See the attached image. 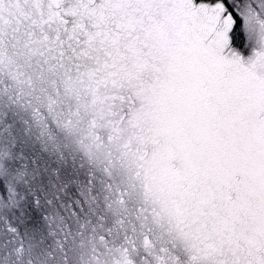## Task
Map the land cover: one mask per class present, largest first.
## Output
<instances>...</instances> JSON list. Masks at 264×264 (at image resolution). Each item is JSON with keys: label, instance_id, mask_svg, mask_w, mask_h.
<instances>
[{"label": "snow or ice", "instance_id": "snow-or-ice-1", "mask_svg": "<svg viewBox=\"0 0 264 264\" xmlns=\"http://www.w3.org/2000/svg\"><path fill=\"white\" fill-rule=\"evenodd\" d=\"M0 264H264V0H0Z\"/></svg>", "mask_w": 264, "mask_h": 264}]
</instances>
